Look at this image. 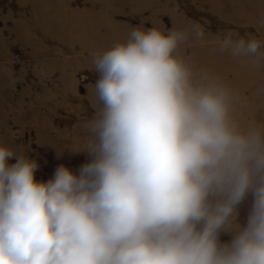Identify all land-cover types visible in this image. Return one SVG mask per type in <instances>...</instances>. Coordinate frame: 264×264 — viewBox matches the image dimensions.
<instances>
[{"label": "clouds", "instance_id": "obj_1", "mask_svg": "<svg viewBox=\"0 0 264 264\" xmlns=\"http://www.w3.org/2000/svg\"><path fill=\"white\" fill-rule=\"evenodd\" d=\"M190 39L198 25L134 28L93 56L75 171L37 180L36 159L0 145V264H264V127H242L233 91L178 54ZM217 44L264 65L255 37Z\"/></svg>", "mask_w": 264, "mask_h": 264}, {"label": "rangeland", "instance_id": "obj_2", "mask_svg": "<svg viewBox=\"0 0 264 264\" xmlns=\"http://www.w3.org/2000/svg\"><path fill=\"white\" fill-rule=\"evenodd\" d=\"M34 1L0 0V145L15 151L23 149L27 156L36 159L40 165L35 174L37 180L50 178L59 164L75 171L88 162L84 153H73L87 140L83 123L95 114L93 85L97 74L93 56L116 42H125L132 29L158 28L165 33L181 30L173 11L186 22L193 9L198 14L194 22L189 23L191 27L198 25L203 34L208 32L214 39H222L229 26L234 27L233 31L227 30L234 38L238 31L246 30L247 33L238 35L237 39L255 37L264 42L258 24L237 23L231 19L253 0H180L184 8L178 6L179 0H136L130 4L127 0H105L108 4L112 2L108 8L101 3L103 0H56L61 16L73 13V26L65 29L54 12L44 7L48 9L46 18L55 20L50 23L55 24L59 33L45 26ZM164 1L168 9L164 8ZM232 6H235L233 10H229ZM103 11L110 18L109 23ZM246 11L249 16L254 13V10ZM89 21L102 23L89 24ZM211 31H218L222 36L216 37ZM189 41L179 47V51L183 49L181 57L196 72H203L199 63L203 45ZM223 54L225 58L230 57L227 52ZM211 58L218 60L216 56ZM241 59L235 61L239 72L246 71ZM252 66L253 69L254 64ZM258 67L263 71L264 65ZM222 68L225 78L219 79L228 84L237 97L232 107L233 118L242 127H264V106L260 100L264 86L244 85L237 81L228 64ZM205 72L215 77L211 70ZM57 155L62 156L57 159ZM250 204L251 196L238 206L237 222L241 226L246 223ZM230 239L231 234L221 233V243Z\"/></svg>", "mask_w": 264, "mask_h": 264}, {"label": "bare ground", "instance_id": "obj_3", "mask_svg": "<svg viewBox=\"0 0 264 264\" xmlns=\"http://www.w3.org/2000/svg\"><path fill=\"white\" fill-rule=\"evenodd\" d=\"M135 1L136 0H127V2H128L127 4H130V2L134 3ZM40 2H42V3H40ZM56 2H57L56 0H46V2L44 0H35L34 1L35 8L39 11L40 17H41L43 23L45 24V26L48 29L53 30L52 32L59 33V30L55 26V24L50 23V22L55 23V20L46 18V16L48 15V11H47L48 9H45L44 7L49 8L54 12L56 19L65 29H68L70 26H73L71 23V17L73 15V13L68 12L65 16H61L58 12L61 7H57ZM37 3H38V5H37ZM101 3H104L105 8H108L109 4H111L112 2L110 1L108 4V2L103 0V1H101ZM166 3L167 2L164 1V3H163L164 8H165ZM260 5H261V7H260ZM178 6L180 8H184V3L179 0ZM234 7L235 6H232L231 8H229V10H233L232 8H234ZM57 8H58V11H57ZM109 8H112V7H109ZM165 9H168V8H165ZM251 9L254 10V13H251V15L249 16L246 10L252 11ZM189 12H190L191 16H189V19L186 18L188 22L187 21L185 22L184 20L181 19V16L176 13V11H173V13L176 14V17H174L176 20V25L178 27H181V30L182 29L183 30H190L192 28L191 27L192 24L189 22H194L193 19L197 16L198 13L193 9H191ZM245 13H246V15H245ZM103 15L105 17L106 23H109L110 18L105 16L104 11H103ZM231 19H233L237 23H255V24H258L260 26L261 32L264 36V0H253L252 3L243 5V7L238 10V13H236V15H232ZM87 23H89V24L93 23L96 25H100L102 22L101 21H89ZM202 24L205 25L204 22ZM228 29H230L229 31H233L234 27L227 26L226 30L224 32V35L229 33V32H227ZM236 29H238V27ZM107 31H109V29ZM211 32L215 33L216 37L222 36V33L218 32V31H211ZM245 33H247L246 30L238 31L237 34H235V38H234V34H232V38L234 40H236L238 38V35H244ZM190 41H191V43L203 45L202 46L203 48L201 49L202 57H201V54L199 52V54H200V62L199 63L202 66L203 72H205L207 70H211L213 72V74H215V77H218L221 79L223 77V79H224L225 74L223 72L224 68H222V66L224 64H228L231 72H233L236 75L238 82L244 83V85L249 83V86L255 87V88L264 86V68H262L263 71H261L259 69V67L257 68L258 65H254L253 69H255V70L250 68V67H253L252 66L253 63L251 62V58H242L241 59V60H243V66H244L246 71L240 70L241 72H239L238 63L235 62L239 59H235L231 55H230V57L225 58L224 54L219 52V50H218L217 40L214 39L211 35H209L208 32L206 34H203L202 41H196L195 39H190ZM190 41H189V43H190ZM263 44H264V42H263ZM107 49L108 48L102 49V51H105ZM180 50L181 51L178 50V54L181 56V54H183V52H182L183 49H180ZM261 50L264 51V47H262ZM195 54H196V56L198 55L196 52H195ZM211 56H216L218 58V60L215 59L214 61H212ZM226 60H227V62L225 63ZM250 73H254V74H250ZM209 75L211 77H213L212 73ZM226 85L229 87L228 84H226ZM261 99H262L261 103L264 106V96H262L260 98V100ZM250 100H251V98L249 99V101Z\"/></svg>", "mask_w": 264, "mask_h": 264}]
</instances>
